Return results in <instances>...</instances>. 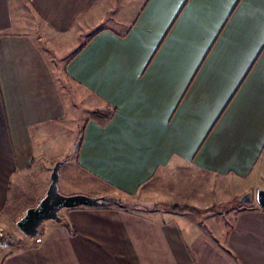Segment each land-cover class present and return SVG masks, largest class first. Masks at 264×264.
I'll use <instances>...</instances> for the list:
<instances>
[{
  "label": "crops",
  "instance_id": "obj_1",
  "mask_svg": "<svg viewBox=\"0 0 264 264\" xmlns=\"http://www.w3.org/2000/svg\"><path fill=\"white\" fill-rule=\"evenodd\" d=\"M65 81L102 116L78 135ZM75 150L87 194L138 206L15 232ZM191 183L229 207L173 210ZM230 188H264V0H0V264H264V208Z\"/></svg>",
  "mask_w": 264,
  "mask_h": 264
},
{
  "label": "rangeland",
  "instance_id": "obj_2",
  "mask_svg": "<svg viewBox=\"0 0 264 264\" xmlns=\"http://www.w3.org/2000/svg\"><path fill=\"white\" fill-rule=\"evenodd\" d=\"M134 2H133L134 5L138 4L137 1H134ZM127 6L129 7V5H127ZM131 6L133 7V4H131ZM65 82H68V81H65ZM64 85H67V87H66V86H63V84H62V88H63L62 90H63V93L65 94L67 103H70L71 106L75 105V106H73V108L76 109V111H77V118H78L77 135H78L79 128H80V126L83 123L85 118L90 117V116L100 118L102 116L99 115L100 113H96V111L98 109V106H97L98 103L96 102V100L93 99V102H92V100L90 101L89 98H87L88 96L86 94H84V92L81 90V88L76 86L75 84L68 82V84L65 83ZM76 152L77 151L75 150L73 155L68 160V162L61 168V171H60L61 178H60V182H59L60 192L64 195L82 194V195L92 196V194H87L90 192L85 191V190H90V187H87V186L84 187V185H82L78 182V178H80L81 172L79 171L80 169H78L77 163L75 162V153ZM57 161H58V159H56V162ZM69 181H70V186L67 187L65 183L67 182L69 184ZM193 186H194V184L191 183L188 186V193L181 196V198H178L177 201L179 203H181V202L184 203V206H182V207H188V204L189 205H195L194 204V203H196L195 197H196V195L201 197V193H204V196H202V200H201L202 204H208V205H211V206H214L217 208H222V207L228 208L229 207V205L216 206L217 204L222 203L223 200L219 196H216L215 194H213L212 196L209 195L210 193H208V191L210 189H208L207 186L204 185L203 192H199L201 189H196ZM80 191H84V192H80ZM227 192L230 194L229 195L230 200L235 201L236 206L238 205V207L239 206L240 207L241 206H247V205L253 203L255 201V198H256V192H255L254 188H251V190L248 193L249 195L252 196V202L248 203V204H241L240 203L239 200L242 196L238 198L234 194L235 193L234 189L230 188V190L228 189ZM26 197H27V199L28 198L32 199L36 205L40 201L39 200L38 202H36L37 200H34L35 198L32 196H26ZM92 197H95V196H92ZM226 201H228V200H226ZM210 207L207 209H203V210L191 208V210H194L196 213H200V212L205 213V212L213 211L214 209H216V208H213V207L210 208ZM63 210L60 211V215L62 214ZM47 222L48 221H45L43 223V225L41 226V232L42 233L45 231ZM14 231L17 232L18 234L23 235L18 230L17 227L14 228ZM5 235H6V233H4V236Z\"/></svg>",
  "mask_w": 264,
  "mask_h": 264
},
{
  "label": "water",
  "instance_id": "obj_3",
  "mask_svg": "<svg viewBox=\"0 0 264 264\" xmlns=\"http://www.w3.org/2000/svg\"><path fill=\"white\" fill-rule=\"evenodd\" d=\"M69 155L58 160L51 171V182L45 196L39 203L27 209L25 214L16 222L18 230L27 238L38 239L41 236V226L45 221L55 220L62 222L60 211L65 208H75L80 206L96 207L105 206L112 200L110 196L92 197L82 194L64 195L60 192L59 182L61 178V168L68 162ZM256 201L261 208H264V188L256 193ZM241 204L252 202V196L245 194L240 198Z\"/></svg>",
  "mask_w": 264,
  "mask_h": 264
},
{
  "label": "trees",
  "instance_id": "obj_4",
  "mask_svg": "<svg viewBox=\"0 0 264 264\" xmlns=\"http://www.w3.org/2000/svg\"><path fill=\"white\" fill-rule=\"evenodd\" d=\"M96 113H99V112L96 111ZM99 115H101V114H99ZM77 146H78V144H77ZM70 156H71V154H69V157ZM111 198H112V200L110 202H108L106 205H117V206H122V207L138 206V203L132 202L130 199L126 200V199H122L120 197H111ZM172 209L173 210H179V209L191 210V208H189V207H181V206H173ZM5 241H6L5 239L2 240L0 245L8 244V246H10V247H18L22 243L18 236H11V238L9 239V242H5Z\"/></svg>",
  "mask_w": 264,
  "mask_h": 264
}]
</instances>
